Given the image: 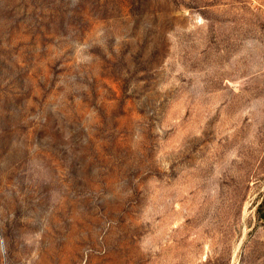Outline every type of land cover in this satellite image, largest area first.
Segmentation results:
<instances>
[{"label":"rangeland","instance_id":"obj_1","mask_svg":"<svg viewBox=\"0 0 264 264\" xmlns=\"http://www.w3.org/2000/svg\"><path fill=\"white\" fill-rule=\"evenodd\" d=\"M264 0H0V264H264Z\"/></svg>","mask_w":264,"mask_h":264},{"label":"trees","instance_id":"obj_2","mask_svg":"<svg viewBox=\"0 0 264 264\" xmlns=\"http://www.w3.org/2000/svg\"><path fill=\"white\" fill-rule=\"evenodd\" d=\"M259 217H260V215H259ZM262 220H264V215H261V217H260Z\"/></svg>","mask_w":264,"mask_h":264}]
</instances>
